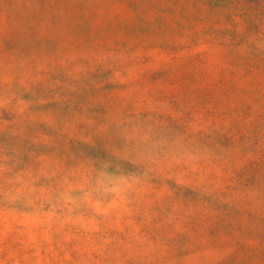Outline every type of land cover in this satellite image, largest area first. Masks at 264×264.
Wrapping results in <instances>:
<instances>
[{
    "label": "rangeland",
    "instance_id": "rangeland-1",
    "mask_svg": "<svg viewBox=\"0 0 264 264\" xmlns=\"http://www.w3.org/2000/svg\"><path fill=\"white\" fill-rule=\"evenodd\" d=\"M0 264H264V0H0Z\"/></svg>",
    "mask_w": 264,
    "mask_h": 264
}]
</instances>
